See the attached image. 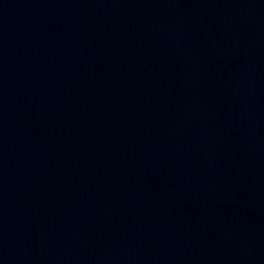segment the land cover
Wrapping results in <instances>:
<instances>
[{
	"label": "water",
	"instance_id": "obj_1",
	"mask_svg": "<svg viewBox=\"0 0 264 264\" xmlns=\"http://www.w3.org/2000/svg\"><path fill=\"white\" fill-rule=\"evenodd\" d=\"M0 264H264V0H0Z\"/></svg>",
	"mask_w": 264,
	"mask_h": 264
}]
</instances>
